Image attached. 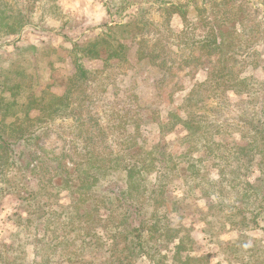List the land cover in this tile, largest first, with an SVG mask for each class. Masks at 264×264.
Listing matches in <instances>:
<instances>
[{"label":"trees","instance_id":"trees-1","mask_svg":"<svg viewBox=\"0 0 264 264\" xmlns=\"http://www.w3.org/2000/svg\"><path fill=\"white\" fill-rule=\"evenodd\" d=\"M37 2L0 0V43L35 23ZM106 5L111 23L71 43L74 71L60 93L53 90L54 76L45 82L36 45L22 41L13 46L14 57L0 56L8 58L0 66V192L14 189L21 200L16 244L0 243V264H137L142 257L162 264L163 250L174 241L180 258L187 249L182 226L169 219L176 178L190 181L189 191L206 199L210 209H238L237 227L259 225L264 215V79L243 74L249 65L264 71V0H106ZM177 17L181 27L173 25ZM88 60L102 65L90 68ZM145 66L156 68L158 97L187 68H204L208 77L161 120L159 106L142 102L136 90L127 92V101L106 96L123 68L128 74ZM57 118L78 127L61 151L39 144L29 152L21 148ZM156 123L161 140L147 147L143 130ZM177 129L185 132L178 142L187 148L174 156L163 138ZM11 166L16 173L8 176ZM30 175L36 188L26 183ZM62 190L71 205L60 203ZM230 192L237 196L228 202ZM101 210L105 216H99ZM28 245L34 247L32 261ZM88 248L98 257L83 260Z\"/></svg>","mask_w":264,"mask_h":264},{"label":"rangeland","instance_id":"rangeland-1","mask_svg":"<svg viewBox=\"0 0 264 264\" xmlns=\"http://www.w3.org/2000/svg\"><path fill=\"white\" fill-rule=\"evenodd\" d=\"M115 1L118 4L119 0H113V2ZM34 14L35 23H28L20 35L0 43V56L14 57L10 56L15 52L13 46L22 44V41L36 45L38 53H40L39 63L44 80L47 83H52L51 77L54 76L56 81L52 86L53 90L60 93L63 90V80L74 71L68 54L71 43L82 39L85 35L94 33L97 26L106 22L111 23L106 0H38ZM155 18L160 19L159 14H156ZM174 19V27H181L183 24L181 18ZM7 59L0 60V66H7ZM50 60L53 61V66H50ZM86 64L90 68H100L102 62L88 60ZM51 69L54 71L51 72ZM244 70L245 76L254 75L264 79V71L260 66L249 65ZM125 71L126 69L123 68L117 74V79L111 81L110 85L108 84L107 98L127 101V92L136 90L142 102H155L159 106L160 112L157 115L161 120L167 118L169 111L174 106L183 104L184 98L196 83L202 82L208 77L204 68H199L196 72L187 68L180 71L171 82L166 83L167 85L163 89L166 94L164 97H158V90L153 87V79L157 75L154 66H145L138 70L133 68L128 71V74H124ZM128 86H133V89L127 90ZM113 92L117 94H113ZM170 94L172 99H169ZM232 97L234 98V96ZM235 98L243 99L244 97L235 96ZM32 116H34L33 113ZM71 131H78L77 125L71 119L57 118L53 126L49 125L37 133L39 134L38 140H34L35 142H31L29 145L24 144L21 148L29 152L39 144L46 150H53L54 153H57L62 150L64 140ZM184 134L185 132L180 129L167 133L163 139L168 142L169 146L165 149H168L167 151L174 156L183 153L187 145L180 144L178 141ZM143 135L146 138L147 147L158 143L162 137L157 123L144 128ZM70 146L79 150L78 143L72 142ZM69 164L72 166L71 162ZM15 173L16 169L11 166L8 176ZM258 174V171L255 170V175ZM174 182L178 186L174 191L175 204L170 208L169 219L172 226H182L180 234L184 236V245L187 246V249L183 250L182 256L178 258L175 256V246L178 241L168 244V249L163 250V254L167 257L162 264H264V232L261 228L264 226V215L258 218L259 225L251 223L249 226L237 227L233 225V221L241 218V215H236L238 209H235L234 212L230 209H210L206 199H200L196 191H189L190 181L185 183L180 178H176ZM26 183L29 188H36V180L32 179L31 175L26 179ZM23 189V187L19 188L21 191ZM241 191L239 189V196ZM197 192L200 194V188L197 189ZM18 196L14 189L0 192V243L8 245L15 243L14 235L19 230L15 214L21 210V200ZM58 196L60 203L70 204L68 192L62 190ZM228 196L230 197L227 199L229 202L237 194L230 192ZM90 204L91 202H88L85 206L89 207ZM96 216L95 218H97ZM99 216H105V211H99ZM89 225H84L85 230ZM75 228L79 229L78 223H75ZM73 233L74 231L71 232V234ZM63 247L67 249V246ZM94 256L98 257V253L96 254L95 250L88 248L82 259L91 260ZM186 256H192L193 259H186ZM34 257V247L28 245L27 258L32 261ZM137 264L151 263L147 258L142 257L137 260Z\"/></svg>","mask_w":264,"mask_h":264}]
</instances>
